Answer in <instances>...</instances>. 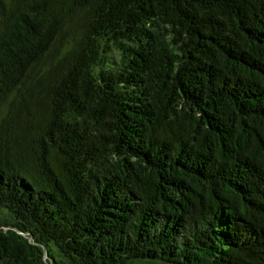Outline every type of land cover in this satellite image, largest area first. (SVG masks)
Listing matches in <instances>:
<instances>
[{
	"label": "trees",
	"instance_id": "obj_1",
	"mask_svg": "<svg viewBox=\"0 0 264 264\" xmlns=\"http://www.w3.org/2000/svg\"><path fill=\"white\" fill-rule=\"evenodd\" d=\"M0 264H264V0H0Z\"/></svg>",
	"mask_w": 264,
	"mask_h": 264
}]
</instances>
